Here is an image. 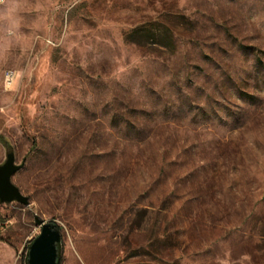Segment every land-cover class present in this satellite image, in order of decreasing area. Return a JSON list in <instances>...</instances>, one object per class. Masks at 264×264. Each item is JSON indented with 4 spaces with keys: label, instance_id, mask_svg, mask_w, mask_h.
<instances>
[{
    "label": "rangeland",
    "instance_id": "rangeland-1",
    "mask_svg": "<svg viewBox=\"0 0 264 264\" xmlns=\"http://www.w3.org/2000/svg\"><path fill=\"white\" fill-rule=\"evenodd\" d=\"M10 151L0 264H264V0L0 2Z\"/></svg>",
    "mask_w": 264,
    "mask_h": 264
},
{
    "label": "water",
    "instance_id": "water-1",
    "mask_svg": "<svg viewBox=\"0 0 264 264\" xmlns=\"http://www.w3.org/2000/svg\"><path fill=\"white\" fill-rule=\"evenodd\" d=\"M25 165L26 159L18 163L14 151L7 153L5 162L0 164V201L30 203V197L25 195L13 181L14 174ZM36 223L41 227V232L30 244L27 264H59V244L62 240L60 228L55 223L39 216H36Z\"/></svg>",
    "mask_w": 264,
    "mask_h": 264
},
{
    "label": "built area",
    "instance_id": "built-area-1",
    "mask_svg": "<svg viewBox=\"0 0 264 264\" xmlns=\"http://www.w3.org/2000/svg\"><path fill=\"white\" fill-rule=\"evenodd\" d=\"M3 1L4 0H0V2H3ZM11 73H14V71L11 69L7 70L5 73V80L7 83L10 82V80H11Z\"/></svg>",
    "mask_w": 264,
    "mask_h": 264
},
{
    "label": "bare ground",
    "instance_id": "bare-ground-1",
    "mask_svg": "<svg viewBox=\"0 0 264 264\" xmlns=\"http://www.w3.org/2000/svg\"><path fill=\"white\" fill-rule=\"evenodd\" d=\"M12 76V75H11ZM12 78V77H11Z\"/></svg>",
    "mask_w": 264,
    "mask_h": 264
},
{
    "label": "trees",
    "instance_id": "trees-1",
    "mask_svg": "<svg viewBox=\"0 0 264 264\" xmlns=\"http://www.w3.org/2000/svg\"><path fill=\"white\" fill-rule=\"evenodd\" d=\"M60 249V248H59ZM60 262V261H59Z\"/></svg>",
    "mask_w": 264,
    "mask_h": 264
}]
</instances>
